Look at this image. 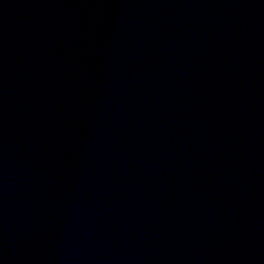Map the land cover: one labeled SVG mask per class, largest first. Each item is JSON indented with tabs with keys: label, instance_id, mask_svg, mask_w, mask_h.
Here are the masks:
<instances>
[{
	"label": "water",
	"instance_id": "95a60500",
	"mask_svg": "<svg viewBox=\"0 0 264 264\" xmlns=\"http://www.w3.org/2000/svg\"><path fill=\"white\" fill-rule=\"evenodd\" d=\"M0 264H264V0H0Z\"/></svg>",
	"mask_w": 264,
	"mask_h": 264
}]
</instances>
